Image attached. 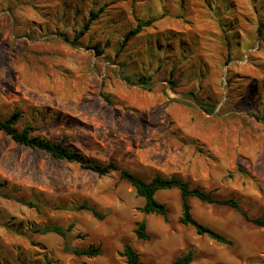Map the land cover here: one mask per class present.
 Here are the masks:
<instances>
[{"label": "rangeland", "instance_id": "1", "mask_svg": "<svg viewBox=\"0 0 264 264\" xmlns=\"http://www.w3.org/2000/svg\"><path fill=\"white\" fill-rule=\"evenodd\" d=\"M14 112L18 130L78 161L0 131V264H124L126 244L146 264L189 250L192 264H264V227L241 212L190 198L197 221L232 242L220 244L180 223L178 190L156 195L165 221L120 177L179 176L264 217V0H0V121ZM142 220L148 241L134 233ZM70 225L66 237L40 232ZM89 247L101 254L72 251Z\"/></svg>", "mask_w": 264, "mask_h": 264}, {"label": "trees", "instance_id": "2", "mask_svg": "<svg viewBox=\"0 0 264 264\" xmlns=\"http://www.w3.org/2000/svg\"><path fill=\"white\" fill-rule=\"evenodd\" d=\"M99 12L92 11L89 17L88 23L85 25L83 31L79 34H76L75 40H78L85 34V31L88 29V26L98 18ZM156 20L151 19L146 21L144 24L139 23L138 28L135 30H131L129 32L130 35H135L140 32V28L142 26H150ZM131 81L130 78L127 79ZM148 77L140 76L138 77V81L141 84H144L143 81H147ZM177 83L174 82L173 85ZM200 105H202L203 109L209 113H213L216 105L211 103H204L201 99H195ZM21 118V114L19 112H14L8 119L4 121H0V131L9 135L16 143L21 145H25L32 149H39L42 151H46L52 154L55 158L67 161H78L77 154L72 152L70 149L65 147L62 143H53L50 141L43 140L38 137H34L31 135V131L33 130L31 127H25L23 130H18L17 125ZM88 164L84 165L85 168L91 170L92 172L98 174L99 176H105L109 172L118 171V167L114 163H108L107 165H100L91 162H87ZM120 177L122 180L130 183L134 189L136 190L139 197L144 200V205L141 208V212L145 215H156L162 217L165 221L169 219V211L165 204L159 202L156 198L157 193L162 191H169L176 189L180 193L181 197V210L182 215L180 217V223L185 226H191L195 229L196 233L202 237H208L214 240L217 243L231 245L232 242L228 240L222 234L214 231L213 229L201 224L194 217L192 212V205L190 203V198H196L199 201L206 204H213L219 206H225L232 209H235L244 216V218L260 227H264V217L251 218L249 215L242 210L240 203L235 198H216L210 192L205 191L199 187H192L191 182L189 180H184L179 176H171L164 177L160 174L155 175L151 180H146L137 174L121 169ZM27 206L31 208H37L30 202H25ZM77 210H88L95 217L102 218L100 213L92 206L87 203H83L79 205ZM74 226L70 225L66 230L58 226H48L44 227L40 230L41 233L46 234L49 232L56 233L62 237H66L68 232L73 230ZM135 236L137 239L142 241H148L150 239V235L147 231V222L145 220L139 221L136 223V228L134 230ZM74 254L78 256H87V257H96L101 254V251L95 247H89L87 249H73ZM122 256L126 259L124 264H146L141 260L140 254L129 244L124 246ZM195 259L194 252L189 250L185 254L178 256L175 258L171 264H192Z\"/></svg>", "mask_w": 264, "mask_h": 264}]
</instances>
